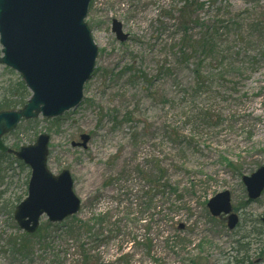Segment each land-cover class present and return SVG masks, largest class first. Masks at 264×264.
Masks as SVG:
<instances>
[{"label":"rangeland","instance_id":"rangeland-1","mask_svg":"<svg viewBox=\"0 0 264 264\" xmlns=\"http://www.w3.org/2000/svg\"><path fill=\"white\" fill-rule=\"evenodd\" d=\"M197 1L206 3L200 19L229 21L225 46L236 68L224 79L197 88L195 60L179 57L184 0H90L85 21L97 56L82 100L58 117L21 120L2 137L18 149L48 134V168L68 170L81 201L74 216L109 213L84 233L91 264H264V190L249 200L241 181L264 164V0ZM113 19L127 40L116 39ZM18 79L0 65V83ZM15 160L10 154L1 165L0 264H89L65 234L68 222L48 232L47 244L34 240L27 258L13 253L8 238L21 231L10 208L25 198L30 178ZM156 166L175 193L152 190ZM225 190L239 216L232 230L207 207Z\"/></svg>","mask_w":264,"mask_h":264},{"label":"water","instance_id":"water-1","mask_svg":"<svg viewBox=\"0 0 264 264\" xmlns=\"http://www.w3.org/2000/svg\"><path fill=\"white\" fill-rule=\"evenodd\" d=\"M90 0H0V64L15 70L30 92L23 107L0 111V138L22 119L40 114L46 118L75 108L83 97L84 83L95 64L97 46L84 21ZM111 30L119 41L127 40L121 23L113 19ZM85 146L87 135H81ZM49 135L39 134L14 155L31 170L27 196L15 206L13 219L19 229L34 233L42 215L51 223L74 215L81 201L73 192L68 170L54 175L47 167ZM247 197L256 199L264 190V164L250 176H242ZM213 216L225 214L233 229L238 215L232 211L225 190L207 202ZM264 224V215L261 217Z\"/></svg>","mask_w":264,"mask_h":264},{"label":"trees","instance_id":"trees-1","mask_svg":"<svg viewBox=\"0 0 264 264\" xmlns=\"http://www.w3.org/2000/svg\"><path fill=\"white\" fill-rule=\"evenodd\" d=\"M204 6H206L205 2L199 3L197 0H184V5L180 9L182 18L181 24L184 34L181 38L182 48L179 51V57L186 62H189L191 59L195 60L196 63L193 72L194 85L197 88L210 86L211 82L216 78L221 80L224 79L229 70L236 68L233 63V56L236 53L228 52L229 49L225 46L227 45L226 41H228L227 37L230 33L229 28L227 29L229 21L213 19L211 22H207L204 19H200L196 16V13L198 10L203 9ZM190 26H196L200 29L197 36L189 33L191 29ZM255 26H257V24H255ZM258 28H260L259 25ZM236 36L238 37L237 40L240 38L243 40L241 35L236 34ZM243 42L245 43L244 40ZM261 55L264 56V45H262ZM28 96L29 92L20 79L17 81L1 82L0 111L22 107L26 103ZM132 114L133 111L128 112L126 119H131ZM8 156H10V153H8L7 147L3 145L2 139H0V185L2 181L1 165ZM15 161L20 163L18 160ZM142 172L144 171L140 170V173ZM155 172L148 177L149 181L152 183V190H154V192H160L162 188H166L170 193H175L177 191V188L171 184H164L161 182L162 170L157 166L155 167ZM20 200L21 198H16L15 203H18ZM15 203L10 208L11 213ZM11 213L9 214L10 217ZM108 214L107 212H100L96 214L95 217L89 219H80L73 215L61 223L52 224L46 222L40 225L34 234L21 232L16 235H11L8 238V243L13 253L25 255L27 258L32 252L34 240H37L38 244H47L46 242L51 239V236H47L48 232L53 228H58L63 225L62 223L68 222V224L64 226L66 228L65 234L80 248L81 257L91 264L94 260V256L90 255L89 251L83 248L84 233H87L91 229L90 223H102L107 218ZM140 244L145 247L146 253H149L152 247L151 241L145 240Z\"/></svg>","mask_w":264,"mask_h":264}]
</instances>
